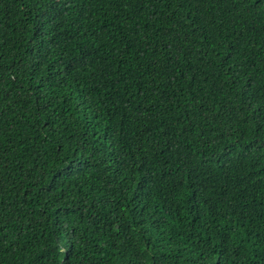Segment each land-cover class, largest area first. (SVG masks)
Returning a JSON list of instances; mask_svg holds the SVG:
<instances>
[{
  "label": "trees",
  "instance_id": "1",
  "mask_svg": "<svg viewBox=\"0 0 264 264\" xmlns=\"http://www.w3.org/2000/svg\"><path fill=\"white\" fill-rule=\"evenodd\" d=\"M0 264H264V0H0Z\"/></svg>",
  "mask_w": 264,
  "mask_h": 264
}]
</instances>
